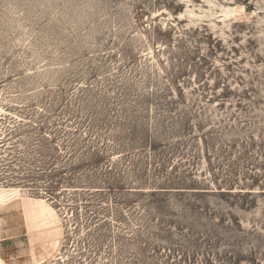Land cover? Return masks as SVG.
Returning <instances> with one entry per match:
<instances>
[{
	"label": "rangeland",
	"instance_id": "obj_1",
	"mask_svg": "<svg viewBox=\"0 0 264 264\" xmlns=\"http://www.w3.org/2000/svg\"><path fill=\"white\" fill-rule=\"evenodd\" d=\"M0 264H264V0H0Z\"/></svg>",
	"mask_w": 264,
	"mask_h": 264
},
{
	"label": "trees",
	"instance_id": "obj_2",
	"mask_svg": "<svg viewBox=\"0 0 264 264\" xmlns=\"http://www.w3.org/2000/svg\"><path fill=\"white\" fill-rule=\"evenodd\" d=\"M57 164L53 163L49 168L51 174L48 175L46 186L42 189L44 193L47 195V199L51 200L56 206L64 211L66 217L69 218L70 224L75 226L76 229H81L82 227L86 228L89 234H91L93 240L99 244L103 234L104 226L107 223V216L103 211L102 207H96L92 198V194L90 193V186H81L83 189L81 192L78 191L76 186H73L74 183L71 181L72 178L66 177L64 175L54 174L57 172ZM41 171H46V167L42 165ZM72 175V169L68 171ZM62 173V172H61ZM60 173V174H61ZM68 183V186H64V184ZM73 187V188H71ZM80 189V188H79ZM98 205L101 206L100 200ZM95 207L94 209H90ZM84 211V215L82 211ZM72 226L68 228L66 232L67 240L70 239L72 233ZM94 245V247L96 246Z\"/></svg>",
	"mask_w": 264,
	"mask_h": 264
}]
</instances>
